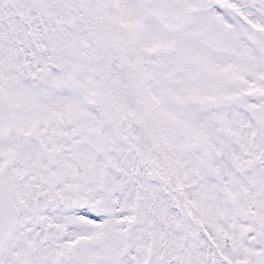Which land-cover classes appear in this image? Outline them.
<instances>
[{"label": "snow or ice", "instance_id": "obj_1", "mask_svg": "<svg viewBox=\"0 0 264 264\" xmlns=\"http://www.w3.org/2000/svg\"><path fill=\"white\" fill-rule=\"evenodd\" d=\"M0 264H264V0H0Z\"/></svg>", "mask_w": 264, "mask_h": 264}]
</instances>
